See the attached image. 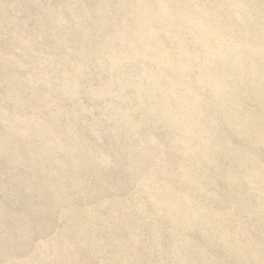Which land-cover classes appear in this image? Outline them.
Returning <instances> with one entry per match:
<instances>
[{
    "label": "rangeland",
    "instance_id": "374dc122",
    "mask_svg": "<svg viewBox=\"0 0 264 264\" xmlns=\"http://www.w3.org/2000/svg\"><path fill=\"white\" fill-rule=\"evenodd\" d=\"M0 264H264V0H0Z\"/></svg>",
    "mask_w": 264,
    "mask_h": 264
}]
</instances>
